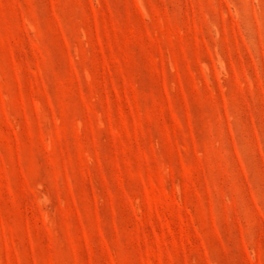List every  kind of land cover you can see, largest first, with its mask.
Masks as SVG:
<instances>
[{"label": "rangeland", "instance_id": "374dc122", "mask_svg": "<svg viewBox=\"0 0 264 264\" xmlns=\"http://www.w3.org/2000/svg\"><path fill=\"white\" fill-rule=\"evenodd\" d=\"M0 264H264V0H0Z\"/></svg>", "mask_w": 264, "mask_h": 264}]
</instances>
